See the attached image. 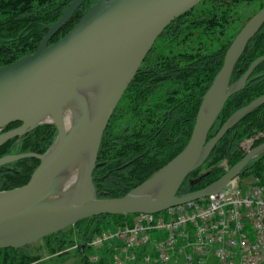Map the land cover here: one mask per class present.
I'll return each mask as SVG.
<instances>
[{
	"label": "water",
	"instance_id": "water-1",
	"mask_svg": "<svg viewBox=\"0 0 264 264\" xmlns=\"http://www.w3.org/2000/svg\"><path fill=\"white\" fill-rule=\"evenodd\" d=\"M85 0H72L43 36L37 49L0 66V146L35 127L51 122L57 136L42 154L23 152L0 157V165L32 157L39 160L29 180L0 191V248H19L97 215L155 214L228 189L246 164L264 152V142L252 147L219 180L204 189L178 195L184 179L208 157L222 136L244 115L264 103V95L235 111L215 136L208 133L226 100L240 90L264 61L256 58L241 78L229 86L235 64L249 40L264 24V7L240 28L226 50L222 67L205 93L190 138L166 165L122 197H96L92 173L108 122L156 39L175 18L202 0H96L60 39L53 35ZM94 86L97 104L88 108L79 91ZM80 105L78 121L66 128L63 109ZM80 156L82 174L65 200L50 201L61 172ZM73 192L72 197L70 193Z\"/></svg>",
	"mask_w": 264,
	"mask_h": 264
},
{
	"label": "trees",
	"instance_id": "trees-1",
	"mask_svg": "<svg viewBox=\"0 0 264 264\" xmlns=\"http://www.w3.org/2000/svg\"><path fill=\"white\" fill-rule=\"evenodd\" d=\"M72 0H0V66L33 53L48 28ZM96 0H85L72 18L51 38L63 37ZM256 9L245 19L242 5ZM264 7V0H202L175 18L156 39L139 70L123 93L103 134L92 173L96 197L117 198L127 194L172 160L187 144L203 97L222 67L227 48L240 28ZM264 55V24L249 40L234 66L229 86L235 84L250 64ZM264 95V61L252 71L244 86L226 100L208 133L211 140L237 110ZM20 125L13 122L3 131ZM264 142V103L244 115L216 143L206 160L181 184L178 195L206 188L245 155L240 144L255 137ZM56 126L41 124L0 146V157L23 152L44 153L55 141ZM39 160L21 158L0 165V191L25 184ZM263 173V174H262ZM253 174L264 179V153L250 160L240 179ZM132 214L97 215L77 221L73 231H58L42 238L51 258L75 250L80 264H108V252L98 262L89 256L87 243L96 234L127 222ZM19 248H0V264H38L42 254Z\"/></svg>",
	"mask_w": 264,
	"mask_h": 264
},
{
	"label": "built area",
	"instance_id": "built-area-1",
	"mask_svg": "<svg viewBox=\"0 0 264 264\" xmlns=\"http://www.w3.org/2000/svg\"><path fill=\"white\" fill-rule=\"evenodd\" d=\"M170 207L132 214L87 243L93 262L108 264H264V180Z\"/></svg>",
	"mask_w": 264,
	"mask_h": 264
},
{
	"label": "rangeland",
	"instance_id": "rangeland-1",
	"mask_svg": "<svg viewBox=\"0 0 264 264\" xmlns=\"http://www.w3.org/2000/svg\"><path fill=\"white\" fill-rule=\"evenodd\" d=\"M255 9H256V7L254 4L242 5L241 9L239 10L240 14L242 15V19H245L246 17H248ZM6 131H8V130H6ZM6 131H3L2 129H0V134L3 132H6ZM261 135H263V134H258L255 137L247 138L241 142L240 146L244 150L245 154L252 147L256 146L255 140H256V138H258ZM263 153L258 154L257 156H255L252 159L259 157ZM222 165L224 166V169L226 170V172L230 169L227 167V164L224 161L222 162ZM78 178H79V176L76 174L61 176L58 179V182H57L56 188H55V193L53 196H51L50 201L65 200L67 197V192L69 193V191H72L73 188H75L76 183L78 181ZM257 178L258 177H255L253 174H250L247 177H244L242 179L239 178L238 181L243 188H247V187H250L251 185H254L255 183L261 182ZM71 226H69L63 230H65L66 232H70V233L73 231V233H75V229L72 228ZM42 244H43L42 240H38V241H35V242L29 244L27 247L29 250L33 251L34 253L42 254L43 261L41 263H38V264H80L79 255L77 254V252L75 250L70 251L69 254H67L66 256L54 257V258L50 259V257L43 250ZM173 264H180V263H173ZM204 264H214V260L209 259Z\"/></svg>",
	"mask_w": 264,
	"mask_h": 264
},
{
	"label": "bare ground",
	"instance_id": "bare-ground-1",
	"mask_svg": "<svg viewBox=\"0 0 264 264\" xmlns=\"http://www.w3.org/2000/svg\"><path fill=\"white\" fill-rule=\"evenodd\" d=\"M79 94L86 100L88 108L91 109L96 106L98 100L97 88H95L94 86H89L85 90H80ZM63 111V120L66 128H69L71 125L75 124L81 115L80 105L74 103L73 101L66 105ZM85 160L86 157L83 156H80L78 159H75V161H73V165H69L67 168H65L61 172V175L65 176L76 174L80 176L82 174L83 162H85ZM72 195L73 192L70 193V197H72Z\"/></svg>",
	"mask_w": 264,
	"mask_h": 264
},
{
	"label": "flooded vegetation",
	"instance_id": "flooded-vegetation-1",
	"mask_svg": "<svg viewBox=\"0 0 264 264\" xmlns=\"http://www.w3.org/2000/svg\"><path fill=\"white\" fill-rule=\"evenodd\" d=\"M2 129V128H1Z\"/></svg>",
	"mask_w": 264,
	"mask_h": 264
}]
</instances>
